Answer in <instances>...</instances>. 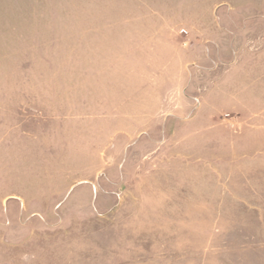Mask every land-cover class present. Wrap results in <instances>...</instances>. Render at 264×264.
Instances as JSON below:
<instances>
[{
	"label": "rangeland",
	"instance_id": "rangeland-1",
	"mask_svg": "<svg viewBox=\"0 0 264 264\" xmlns=\"http://www.w3.org/2000/svg\"><path fill=\"white\" fill-rule=\"evenodd\" d=\"M0 264H264V0H0Z\"/></svg>",
	"mask_w": 264,
	"mask_h": 264
},
{
	"label": "crops",
	"instance_id": "crops-1",
	"mask_svg": "<svg viewBox=\"0 0 264 264\" xmlns=\"http://www.w3.org/2000/svg\"><path fill=\"white\" fill-rule=\"evenodd\" d=\"M10 199H18L19 201L23 202V200L21 199V197L15 196V195H11V197H9Z\"/></svg>",
	"mask_w": 264,
	"mask_h": 264
}]
</instances>
